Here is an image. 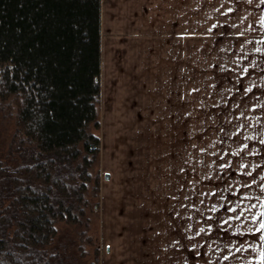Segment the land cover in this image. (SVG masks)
<instances>
[{
    "label": "rangeland",
    "instance_id": "374dc122",
    "mask_svg": "<svg viewBox=\"0 0 264 264\" xmlns=\"http://www.w3.org/2000/svg\"><path fill=\"white\" fill-rule=\"evenodd\" d=\"M205 2L102 0L100 128L89 129L100 196L92 185L84 225L56 224L54 264H226L213 236L219 149L233 129L245 140L261 127L216 124ZM1 107L2 157L16 112Z\"/></svg>",
    "mask_w": 264,
    "mask_h": 264
},
{
    "label": "trees",
    "instance_id": "16d2710c",
    "mask_svg": "<svg viewBox=\"0 0 264 264\" xmlns=\"http://www.w3.org/2000/svg\"><path fill=\"white\" fill-rule=\"evenodd\" d=\"M102 0H0V108L15 133L0 156V264H54L56 224L84 225L100 196Z\"/></svg>",
    "mask_w": 264,
    "mask_h": 264
},
{
    "label": "crops",
    "instance_id": "0c3cea01",
    "mask_svg": "<svg viewBox=\"0 0 264 264\" xmlns=\"http://www.w3.org/2000/svg\"><path fill=\"white\" fill-rule=\"evenodd\" d=\"M208 6L216 34L205 48L212 55L214 109L221 115L216 124L261 127L258 134L247 129L245 140L233 129L237 137L222 141L218 156L226 162L215 168L213 181L214 242L227 254L226 264H264V3L212 0Z\"/></svg>",
    "mask_w": 264,
    "mask_h": 264
},
{
    "label": "snow or ice",
    "instance_id": "6c2138e0",
    "mask_svg": "<svg viewBox=\"0 0 264 264\" xmlns=\"http://www.w3.org/2000/svg\"><path fill=\"white\" fill-rule=\"evenodd\" d=\"M261 2L264 3V0H261ZM257 51H259V49H257ZM261 179H264V177H261ZM253 207H255V205H253ZM261 207L264 208V204H262ZM261 216L264 217V212L261 213ZM260 228L264 229V223L260 224ZM261 257L264 259V253H261Z\"/></svg>",
    "mask_w": 264,
    "mask_h": 264
},
{
    "label": "water",
    "instance_id": "95a60500",
    "mask_svg": "<svg viewBox=\"0 0 264 264\" xmlns=\"http://www.w3.org/2000/svg\"><path fill=\"white\" fill-rule=\"evenodd\" d=\"M106 178H109V175H106Z\"/></svg>",
    "mask_w": 264,
    "mask_h": 264
}]
</instances>
